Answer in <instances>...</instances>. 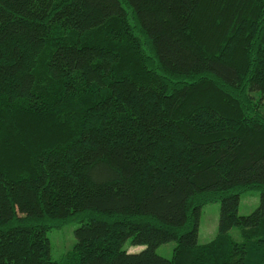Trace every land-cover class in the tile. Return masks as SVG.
Wrapping results in <instances>:
<instances>
[{"label":"trees","instance_id":"1","mask_svg":"<svg viewBox=\"0 0 264 264\" xmlns=\"http://www.w3.org/2000/svg\"><path fill=\"white\" fill-rule=\"evenodd\" d=\"M249 189L259 206L240 215ZM71 220L55 261L47 231ZM169 241L170 259L156 251ZM252 263L264 0H0V264Z\"/></svg>","mask_w":264,"mask_h":264},{"label":"rangeland","instance_id":"2","mask_svg":"<svg viewBox=\"0 0 264 264\" xmlns=\"http://www.w3.org/2000/svg\"><path fill=\"white\" fill-rule=\"evenodd\" d=\"M260 203V190L249 189L240 194V203L238 212L240 215L252 213ZM221 201H212L204 204L200 211L199 237L200 243L211 241L218 233L220 219ZM81 225L77 220L68 221L60 226L52 227L47 231L51 245V257L55 261H60L67 257V254L73 250L77 238L76 229ZM230 234L237 241L242 240L241 230L238 226H234L230 230ZM176 246L175 241H169L157 247L156 251L165 258H172L173 250ZM124 249L129 252H139L145 248L144 245H133L130 240L124 244ZM256 255L252 261H256ZM255 264V263H252Z\"/></svg>","mask_w":264,"mask_h":264}]
</instances>
